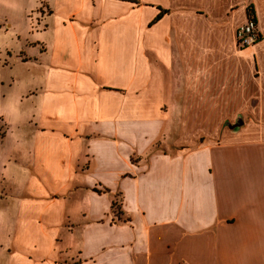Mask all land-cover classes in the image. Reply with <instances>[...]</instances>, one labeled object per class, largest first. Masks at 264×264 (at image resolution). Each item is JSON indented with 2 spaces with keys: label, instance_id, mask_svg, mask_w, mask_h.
Instances as JSON below:
<instances>
[{
  "label": "crops",
  "instance_id": "1",
  "mask_svg": "<svg viewBox=\"0 0 264 264\" xmlns=\"http://www.w3.org/2000/svg\"><path fill=\"white\" fill-rule=\"evenodd\" d=\"M47 3L0 113V264H264V0Z\"/></svg>",
  "mask_w": 264,
  "mask_h": 264
},
{
  "label": "rangeland",
  "instance_id": "2",
  "mask_svg": "<svg viewBox=\"0 0 264 264\" xmlns=\"http://www.w3.org/2000/svg\"><path fill=\"white\" fill-rule=\"evenodd\" d=\"M48 14L47 0H0V113L7 118L11 113L9 107L24 92L23 82L12 84L9 79V77L16 74L18 69L20 73L22 72L20 64L16 65L15 61H27L29 58L31 60L32 57H28L27 54L34 55L37 49H44V45L37 40L48 38L46 33L42 35L43 22ZM14 64L15 66H13ZM23 73L27 77L28 71L26 72L24 69ZM1 114L0 196L5 197L11 190V185L7 183V180L11 181L7 172L12 157L10 154L5 156L8 152L4 154L3 148L10 146L12 138L8 141V145L9 124ZM200 141H202V138L198 137L195 143ZM161 148V143L156 142L152 150L156 151ZM112 213L114 220H124V214L121 210V195L118 191L114 194Z\"/></svg>",
  "mask_w": 264,
  "mask_h": 264
},
{
  "label": "built area",
  "instance_id": "3",
  "mask_svg": "<svg viewBox=\"0 0 264 264\" xmlns=\"http://www.w3.org/2000/svg\"><path fill=\"white\" fill-rule=\"evenodd\" d=\"M235 37L237 46L241 48L254 44L262 37L253 15H248L246 21L236 29Z\"/></svg>",
  "mask_w": 264,
  "mask_h": 264
},
{
  "label": "water",
  "instance_id": "4",
  "mask_svg": "<svg viewBox=\"0 0 264 264\" xmlns=\"http://www.w3.org/2000/svg\"><path fill=\"white\" fill-rule=\"evenodd\" d=\"M242 122H243V121H242L241 119H238V120L236 121V123H234V124H229V127L233 128V127H235V126L241 125Z\"/></svg>",
  "mask_w": 264,
  "mask_h": 264
},
{
  "label": "trees",
  "instance_id": "5",
  "mask_svg": "<svg viewBox=\"0 0 264 264\" xmlns=\"http://www.w3.org/2000/svg\"><path fill=\"white\" fill-rule=\"evenodd\" d=\"M248 11H249V15H253V11L251 7L248 8Z\"/></svg>",
  "mask_w": 264,
  "mask_h": 264
}]
</instances>
